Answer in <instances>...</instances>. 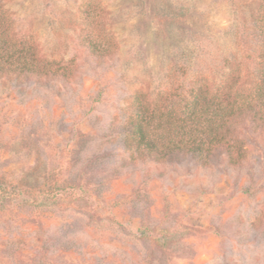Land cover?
Returning a JSON list of instances; mask_svg holds the SVG:
<instances>
[{"label":"rangeland","instance_id":"obj_1","mask_svg":"<svg viewBox=\"0 0 264 264\" xmlns=\"http://www.w3.org/2000/svg\"><path fill=\"white\" fill-rule=\"evenodd\" d=\"M257 0H0L65 77L0 72V264H264V123L205 162L124 143L134 94L218 83ZM112 37V53L88 50Z\"/></svg>","mask_w":264,"mask_h":264},{"label":"trees","instance_id":"obj_2","mask_svg":"<svg viewBox=\"0 0 264 264\" xmlns=\"http://www.w3.org/2000/svg\"><path fill=\"white\" fill-rule=\"evenodd\" d=\"M242 55L218 83H192L182 93L134 94L125 122V146L155 160L191 157L205 162L216 151L231 150L236 128L246 119L264 123V0H257L252 34L236 32ZM91 56L112 53V37L88 40ZM0 72L15 78L65 77L66 70L36 54L29 40L10 35L0 13Z\"/></svg>","mask_w":264,"mask_h":264}]
</instances>
